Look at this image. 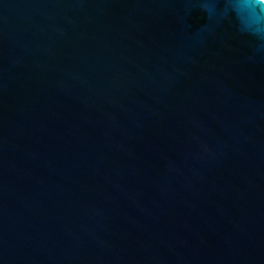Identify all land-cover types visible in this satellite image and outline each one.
<instances>
[{"label": "water", "instance_id": "1", "mask_svg": "<svg viewBox=\"0 0 264 264\" xmlns=\"http://www.w3.org/2000/svg\"><path fill=\"white\" fill-rule=\"evenodd\" d=\"M0 0V264H264V0Z\"/></svg>", "mask_w": 264, "mask_h": 264}, {"label": "clouds", "instance_id": "2", "mask_svg": "<svg viewBox=\"0 0 264 264\" xmlns=\"http://www.w3.org/2000/svg\"><path fill=\"white\" fill-rule=\"evenodd\" d=\"M202 7L206 11L210 18L221 15L228 11L227 7L220 8L217 6L218 0H201Z\"/></svg>", "mask_w": 264, "mask_h": 264}]
</instances>
